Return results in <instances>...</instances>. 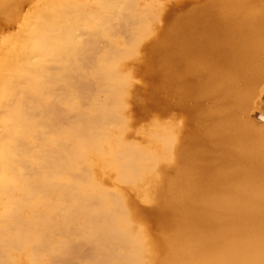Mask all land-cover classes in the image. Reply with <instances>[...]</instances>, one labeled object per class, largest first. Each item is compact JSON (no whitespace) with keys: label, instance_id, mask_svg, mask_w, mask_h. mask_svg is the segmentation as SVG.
Here are the masks:
<instances>
[{"label":"bare ground","instance_id":"bare-ground-1","mask_svg":"<svg viewBox=\"0 0 264 264\" xmlns=\"http://www.w3.org/2000/svg\"><path fill=\"white\" fill-rule=\"evenodd\" d=\"M175 5L0 0V264H264V0Z\"/></svg>","mask_w":264,"mask_h":264},{"label":"rangeland","instance_id":"rangeland-1","mask_svg":"<svg viewBox=\"0 0 264 264\" xmlns=\"http://www.w3.org/2000/svg\"><path fill=\"white\" fill-rule=\"evenodd\" d=\"M161 5L163 9V15L161 17V21L156 22L153 24L152 28L154 33L158 32L160 33L162 29L167 24V16L174 15L180 16V9L178 8L176 4L179 0H157ZM35 2L33 4H26L22 10L21 17L24 18L27 15H29L34 9H35ZM163 28L161 29V27ZM154 33L151 37L148 38L145 43L152 40L154 37ZM18 34V28L13 26H9L6 24H0V43L3 40L6 39H13ZM144 49L141 50L142 53H144ZM137 68L140 70L141 66H137ZM150 81L145 77L144 73H141L138 80L135 81V88L139 89V94L134 97V101L131 105L132 107V118L135 123H137L138 126H141L143 128L148 127L152 122L156 121L157 119L160 122H164L166 119L163 115V111H161V108H163V105H154L152 97L150 95L146 96V93L150 91ZM156 100V99H155ZM157 101V100H156ZM159 107V109H157ZM142 206V205H139Z\"/></svg>","mask_w":264,"mask_h":264}]
</instances>
